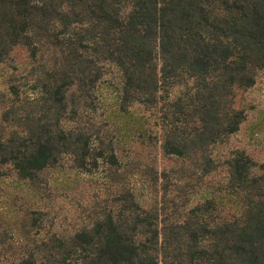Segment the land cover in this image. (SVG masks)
I'll return each instance as SVG.
<instances>
[{"label": "trees", "instance_id": "1", "mask_svg": "<svg viewBox=\"0 0 264 264\" xmlns=\"http://www.w3.org/2000/svg\"><path fill=\"white\" fill-rule=\"evenodd\" d=\"M15 48L26 53L35 94L20 98L22 83L9 84L16 97L11 110L28 106L14 118L11 137L0 139V174L10 161L20 179L35 181L63 155L81 168L97 166L105 154L120 165L117 145L151 141L159 125L163 154L184 158L186 175H206L216 166L208 147L243 119L234 90L251 86L256 69L264 70V0H0V63L12 61ZM107 66L117 80L108 82L114 97L103 147L101 126L77 119L95 108ZM222 164L219 193L206 191L180 220L158 222L152 208L126 192L116 198L122 204L76 232L53 261L264 264V171H254L240 151ZM117 172L109 174L117 179ZM53 256L38 259L30 251L15 264H44Z\"/></svg>", "mask_w": 264, "mask_h": 264}, {"label": "rangeland", "instance_id": "2", "mask_svg": "<svg viewBox=\"0 0 264 264\" xmlns=\"http://www.w3.org/2000/svg\"><path fill=\"white\" fill-rule=\"evenodd\" d=\"M13 58L7 64L0 63V139L3 141L11 137L18 111L24 115L28 106L24 103L16 113L11 110L16 97L8 89L10 82L22 83L20 98L35 94H30L28 89L25 51L15 48ZM15 64L19 68L16 71ZM116 80L114 68L108 67L94 93L95 108L92 111L88 108L77 119L80 126H89L91 122L101 126L103 147L109 141L105 133L111 128L105 113L114 97V89L108 82ZM179 89H170V96ZM69 96L74 101V87L70 88ZM233 106L242 111L243 119L235 132L208 147L216 166L206 175H201L199 170L194 171L195 175H186L184 170L189 164L184 158L163 154L159 125L152 127L151 141L128 138L117 145L120 165H110L105 154L97 166L87 162L81 168L72 156L63 155L56 164L43 169L35 181H29L20 179L12 162H6L0 174V264H15L30 251L38 259L53 253V258L44 264H62L53 260L61 257L67 240L83 227H90L101 213L122 204L116 198L126 192H131L140 207L152 208L158 222L180 220L189 207L202 200L206 191L219 193L217 189L225 175L222 163L236 151L243 152L257 165L254 171H264V70L256 69L251 86L234 90ZM75 122L67 126L76 125ZM110 170L121 175L114 179Z\"/></svg>", "mask_w": 264, "mask_h": 264}]
</instances>
